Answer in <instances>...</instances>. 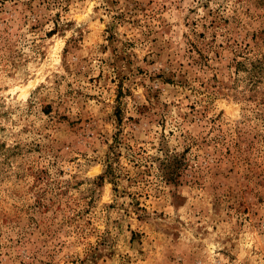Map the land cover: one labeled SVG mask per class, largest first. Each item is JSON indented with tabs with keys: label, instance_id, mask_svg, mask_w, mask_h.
I'll list each match as a JSON object with an SVG mask.
<instances>
[{
	"label": "rangeland",
	"instance_id": "374dc122",
	"mask_svg": "<svg viewBox=\"0 0 264 264\" xmlns=\"http://www.w3.org/2000/svg\"><path fill=\"white\" fill-rule=\"evenodd\" d=\"M0 264H264V0H0Z\"/></svg>",
	"mask_w": 264,
	"mask_h": 264
}]
</instances>
